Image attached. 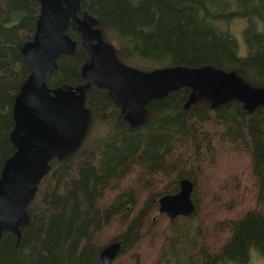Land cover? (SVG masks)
Listing matches in <instances>:
<instances>
[{"label":"trees","instance_id":"trees-1","mask_svg":"<svg viewBox=\"0 0 264 264\" xmlns=\"http://www.w3.org/2000/svg\"><path fill=\"white\" fill-rule=\"evenodd\" d=\"M36 1L0 0V177L16 148L13 102L31 72L22 53L30 21L10 20ZM78 13L112 33L98 40L127 64L229 72L264 90V0H82ZM237 17L246 19L242 55L229 27ZM66 32L73 49L45 80L51 91L84 92L85 129L73 150L50 158L11 228L1 226L0 264H102L101 248L115 240L122 247L110 264L264 258V99L250 106L244 92L175 86L135 114L86 80L92 57L74 23ZM89 120L106 129L89 136ZM183 177L193 181L194 211L170 219L158 198Z\"/></svg>","mask_w":264,"mask_h":264},{"label":"water","instance_id":"water-1","mask_svg":"<svg viewBox=\"0 0 264 264\" xmlns=\"http://www.w3.org/2000/svg\"><path fill=\"white\" fill-rule=\"evenodd\" d=\"M43 13L37 19L33 39L22 46L25 61L31 72L15 96L10 139L15 151L6 158L0 177V236L1 226L11 228L10 219L20 216L21 207L28 204L34 185L41 179L54 154H66L75 148L84 132L87 110L85 94L73 89L51 91L45 74L57 67V58L73 49V40L66 28L74 23L91 63L84 69L88 82L105 87L109 95L124 103L135 114L153 98L175 86L213 92L217 97L225 89L244 92L250 106L264 99V90H252L235 74L207 68L196 74L183 66H164L141 70L121 61L111 44L98 42L99 29L88 17L78 14L82 0H39ZM193 181L179 179L176 192L158 198V211L173 219L189 215L195 204L191 198ZM122 247L121 240L105 244L100 250L102 264H110Z\"/></svg>","mask_w":264,"mask_h":264},{"label":"rangeland","instance_id":"rangeland-1","mask_svg":"<svg viewBox=\"0 0 264 264\" xmlns=\"http://www.w3.org/2000/svg\"><path fill=\"white\" fill-rule=\"evenodd\" d=\"M229 1H230L231 5L234 6L236 0H229ZM33 7L34 8H31L30 10H26V13L25 12H19V13L14 14L10 20L11 22L19 21L22 17L24 18V16H25L26 21L27 22L30 21L31 28H30L29 32L32 33V36L30 37V39L28 41H31L33 39V33L35 30L36 21L42 15L43 9H44L43 4L39 0L36 1L35 5ZM221 25L224 26L222 23H221ZM245 25H246V19L245 18H239V17L234 18V20H232V22L229 24L230 30L235 35V37L238 41V53L240 55L246 53L245 43H244V40H243V37L241 34L242 29L244 28ZM100 36L103 38L113 37L111 32L102 33ZM111 45L115 48V44H111ZM133 60H135V61H133L132 63H129V64L133 65V66H135L141 70H145V71L153 70V69H155V67H157V64H155L154 62L144 60L140 57H133ZM103 129H106L105 124H102L98 120H93L91 123V121L89 120L88 127H87V133L90 134L89 136L94 135V134H98V133L100 134V133H102ZM248 264H264V258L257 255L256 253H253L252 258Z\"/></svg>","mask_w":264,"mask_h":264},{"label":"flooded vegetation","instance_id":"flooded-vegetation-1","mask_svg":"<svg viewBox=\"0 0 264 264\" xmlns=\"http://www.w3.org/2000/svg\"><path fill=\"white\" fill-rule=\"evenodd\" d=\"M77 12H78V10H77ZM78 14H79V13H78ZM79 15H81V14H79ZM81 16H83V15H81ZM83 17H84V16H83ZM70 23H72V22H70ZM70 23H69V24H70ZM69 24H68V25H69ZM67 34H68V33H67ZM68 35H69V34H68ZM98 39H99V37L96 39V41L100 42ZM72 40H73V39H72ZM73 45H74V44H73ZM114 49H115V48H114ZM121 61H122V60H121ZM87 81H88V80H87ZM99 88H102V87H99ZM104 88H105V87H104ZM106 90H107V89H106ZM107 92H108V90H107ZM108 94H109V93H108ZM113 99H114V98H113ZM115 100H116V99H115ZM118 101H119V100H118ZM84 106H85V105H84Z\"/></svg>","mask_w":264,"mask_h":264}]
</instances>
